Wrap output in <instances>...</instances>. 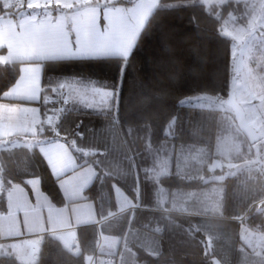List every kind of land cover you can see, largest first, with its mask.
<instances>
[{
    "label": "trees",
    "instance_id": "1",
    "mask_svg": "<svg viewBox=\"0 0 264 264\" xmlns=\"http://www.w3.org/2000/svg\"><path fill=\"white\" fill-rule=\"evenodd\" d=\"M181 1L191 0H159L128 57L118 59L114 82L87 77L85 81L94 87L116 91V97L105 105L88 112L66 108L61 104L58 82L69 77L54 68L71 64L47 67L43 71L38 102L41 122L37 136L45 142L66 144L77 161V168L84 164L94 167V179L84 189L82 200L94 202L99 219L116 212L115 187L134 203L132 210L105 221L99 228L118 237L127 227L147 230L157 236L159 253L156 256L139 245H131L137 262L232 264L241 258V226L244 230L264 234V170L256 169L255 177L248 171L255 169L256 155L262 149L246 141L231 110H209L183 105L182 101L199 96L225 101L231 88L232 55L231 40L220 34L221 26L228 15L233 16L235 25H246L252 16V7L245 1L234 0L209 6L175 4ZM100 2L92 0L86 4ZM129 3L114 0L103 4ZM5 11V15L14 12ZM89 61L81 64L91 63ZM19 73V63L0 64V101L15 85ZM71 80L78 82L79 79ZM54 89L59 92L57 103L51 102ZM53 109L58 115L54 124L48 126L47 119ZM80 118L110 122L111 131L114 128L120 138L125 137L128 147L137 156L147 151L139 140V136H146L143 139H147L149 150H156L158 157L170 158L171 174L152 180L151 185L141 174L130 180L102 175L95 163V159L103 156L101 153L84 155L70 144L71 138H78V121L73 119ZM227 136H231L237 149L227 159L235 167L210 169L212 159H226L214 152V147ZM219 175L226 176L215 180ZM35 176L42 192L55 206L65 204L56 180L35 147L12 146L9 142L0 145V208H5V195L11 186L20 184L28 189L26 180ZM212 186L221 194L219 213L200 212L199 207L210 204L204 192ZM169 194L179 199L174 206L168 201ZM103 195L108 201L105 213L98 201ZM160 196L167 200L157 201ZM238 218L241 220L237 221ZM214 224L220 237L232 242L225 249L221 250L220 244L211 238ZM76 234L80 246L77 255H70L52 235H40L33 264H87V260L97 254L98 227L95 224L80 226ZM0 264L23 263L13 257H0Z\"/></svg>",
    "mask_w": 264,
    "mask_h": 264
},
{
    "label": "rangeland",
    "instance_id": "2",
    "mask_svg": "<svg viewBox=\"0 0 264 264\" xmlns=\"http://www.w3.org/2000/svg\"><path fill=\"white\" fill-rule=\"evenodd\" d=\"M226 1L228 0H191L181 1L175 4L200 3L209 6L211 4L219 5ZM234 1H245L249 3L252 7V16L247 24L242 26L235 25L233 16L228 15L222 23L220 34L231 40V88L235 100L244 109L248 124L261 135V139L256 142V147L257 149H262V151L257 153L259 157L256 155L255 169L248 170L253 172V177H255L254 174H257L256 169L262 168L264 170V0ZM56 68L57 72L61 70L69 77V79H66V81L62 80L60 83H62L61 90L65 98L70 95L74 98L71 102V110L78 111L82 109V112H88V110L90 111V109H92L89 104L101 105L107 102L109 98H112V90H103L102 88L94 87L85 80L88 76H95V80L101 79L114 82L118 73L116 64L105 65L89 63L57 66L54 69ZM71 79L79 80L78 82L76 80L74 82ZM72 92H74V94ZM85 104L88 105L86 106ZM182 104L220 112L230 110L226 106L225 101L212 96L187 98L182 101ZM107 113L109 112L105 111V114ZM73 121H78L76 124L78 138L70 139L71 146L84 155L88 154L87 151L101 153L103 156L95 159V163L99 166L102 175H111L115 178L130 180L132 178L137 179L141 174L140 177L151 185L152 180L156 181L160 177L171 174L172 171L169 166L170 158L158 157L157 152H155L156 150L151 148L150 149L154 151L149 150L147 139H143V137L146 136H139V140L146 145L145 150L147 151L137 156V154L135 155L130 147H128V142L125 137L120 138L114 128L111 131L110 122L107 124L103 122V120L93 122L91 118L73 119ZM230 137L231 136H227L215 143L214 152L225 156L226 159H212L209 166L210 169L222 166L227 168L235 167L230 161H227V159L229 160L230 158L228 155L232 151H237ZM237 168H239V166ZM227 174L228 173H226V175ZM93 175L94 169L92 166L89 165L88 168H84L80 179L82 180V184L86 181L88 182L86 185H88ZM226 175L215 176L214 179L222 180ZM26 183L28 189L20 184L11 186L5 195V208L3 210L0 208V257H13L16 260H20V255L22 254V257L25 256L28 250H32L35 255L36 247L40 242V235L45 233L51 234L52 231L47 230L56 228L54 219L60 218L61 211H63L62 214L64 213V217L67 218L70 216L68 221L69 226H71L70 221L72 219L73 223L84 225L93 224L91 222L97 220L98 214L93 201L71 203L69 208L68 204L62 205L64 208L62 206H55L49 197L42 192L39 179L36 176L27 179ZM72 187L81 189V187L72 184L68 190L65 189L64 191L67 196L82 195V191L79 192ZM210 190L212 193L208 192ZM215 191L216 188L212 186L209 190L204 192L206 195L205 199L208 200L210 204L209 206L199 207L200 212L219 213L221 194ZM114 193L118 199H120V197L127 199L123 192L117 187L114 188ZM168 198H170L168 201L170 200L169 202L172 206L179 200L174 199L170 194ZM166 200L167 198L162 196L159 197V200L157 199V201L160 202ZM98 201L102 213H105L108 201L104 195L103 197L101 196ZM153 201L156 202V200ZM34 218L36 222H34ZM236 220H241V218ZM217 229L216 224H214L211 229L213 232L211 238L217 245L220 244L222 250L232 242L224 241L223 238L220 237L221 234ZM244 229L245 228L241 226L239 230V247L243 245V247H240L243 254V257H241V264H263L264 256L257 246L263 245L264 234L261 235L257 232ZM56 230L57 229H54V231ZM23 232L31 233L27 236L29 241L24 251H22L23 253L19 251L17 239L5 241L3 239L8 236L20 235ZM59 233L62 235V232H58L57 235ZM131 237L135 244L143 247L150 255H158L159 241L157 236L147 230L134 229V232L128 234L125 240L128 241ZM37 239H39L37 245L32 246ZM74 240L78 241L77 238ZM245 248L248 250H243ZM120 254L119 260L115 264H142L135 260L134 252L130 248H124L121 250ZM104 256H101L102 263L112 264V258L110 259L109 257L108 260H104ZM25 262L26 264H30L29 261Z\"/></svg>",
    "mask_w": 264,
    "mask_h": 264
},
{
    "label": "crops",
    "instance_id": "3",
    "mask_svg": "<svg viewBox=\"0 0 264 264\" xmlns=\"http://www.w3.org/2000/svg\"><path fill=\"white\" fill-rule=\"evenodd\" d=\"M90 1L92 0H25L22 8L14 11L12 15H5L7 14L5 11L6 1L0 0V11L3 12L0 14V64L16 62L20 67L15 85L4 93V99L0 101V145L9 142L12 146L35 147L56 180L68 208L71 203L87 201L82 200L83 191L93 181L95 169L91 164H84L77 168V161L72 151L63 142H45L38 138L37 133L41 122L38 102L41 99L43 71L47 67L54 68V65H78L84 63L85 60L105 65L117 64L118 61L120 62L118 59L124 60L130 54L151 12L159 2V0H125L130 1L126 5L103 4L114 0H98L101 2L86 4ZM79 4L81 7H77ZM97 30L98 34L106 39L100 44L93 41L86 42V35L96 34ZM97 46L109 47L113 51L109 54H93L91 50ZM125 52L127 55L124 54ZM58 53L60 55H57ZM58 84L61 89L62 83L58 82ZM23 91H27L30 95L25 97L14 94ZM60 93L61 104L66 108H71L73 96L65 98L62 90ZM72 93L74 94V92ZM115 97L116 91L113 92L111 99ZM109 99L101 105L108 103L111 100ZM101 105L89 104L93 110ZM12 108L27 117L19 128H14L10 124L15 122L20 115L18 112L8 111ZM87 153L91 152L87 151ZM89 165L94 169V175L88 185H86L88 183L86 181L82 184V180H80L82 171ZM72 184L81 187V189L72 187L79 192L82 191L81 196H67L64 192ZM115 202L117 206L115 213L102 219L97 217V220L91 222L98 227L99 238L97 254L87 260V264H103L101 256L104 255L113 256L114 260L111 262L115 264L119 260L121 250L124 248L132 250L131 245L135 244L132 237L128 241L125 240L128 234L134 232V229L127 227L118 237L103 232L99 228L105 221L134 208V203L128 198L120 197L118 199L115 196ZM62 212L60 218L54 219L56 228H50L47 231H52L50 235L58 239L64 246L77 238L76 229L84 224L73 223L72 219L71 226H69L70 216L66 218ZM54 229L57 230L54 231ZM58 232H62V235H57ZM30 234L23 232L20 235L8 236L3 239L4 241L17 239L19 251L23 253L22 251L29 241L27 236ZM38 240L32 246L37 245ZM257 247L264 255V243ZM243 250L247 251L248 249ZM240 251L239 253L243 257L241 248ZM34 257H36V252L34 255L32 250H28L25 256L22 257L21 254V259L17 261L23 264H26L25 261H29L30 264H33L36 260ZM234 262V264H241V258Z\"/></svg>",
    "mask_w": 264,
    "mask_h": 264
},
{
    "label": "water",
    "instance_id": "4",
    "mask_svg": "<svg viewBox=\"0 0 264 264\" xmlns=\"http://www.w3.org/2000/svg\"><path fill=\"white\" fill-rule=\"evenodd\" d=\"M226 106L231 110L235 124L249 144H255L261 139V135L257 133L247 122L244 109L236 102L233 90L230 88L227 98L225 99Z\"/></svg>",
    "mask_w": 264,
    "mask_h": 264
},
{
    "label": "built area",
    "instance_id": "5",
    "mask_svg": "<svg viewBox=\"0 0 264 264\" xmlns=\"http://www.w3.org/2000/svg\"><path fill=\"white\" fill-rule=\"evenodd\" d=\"M5 8L8 11H16L20 8L23 7L25 0H5ZM58 97H59V92L57 89H54L52 91L51 94V102L52 103H57L58 101ZM56 115H57V111L56 109H53L51 111V114L49 115L48 119H47V124L48 126H52L56 120ZM59 236H61V234H58ZM66 251L70 254V255H77L80 253V246L78 241L74 240V241H70L68 243H66L65 245ZM34 248V247H33ZM110 257L111 261L114 260L112 256H104L103 259L104 260H108Z\"/></svg>",
    "mask_w": 264,
    "mask_h": 264
},
{
    "label": "snow or ice",
    "instance_id": "6",
    "mask_svg": "<svg viewBox=\"0 0 264 264\" xmlns=\"http://www.w3.org/2000/svg\"><path fill=\"white\" fill-rule=\"evenodd\" d=\"M105 39H106V37L98 34V30H97L96 34H93L91 36L86 35V37H85L86 42L93 41V42H96L97 44H100ZM91 51L93 54H96V53L109 54L113 51V49H111L109 47H104V46H97V47L93 48ZM124 54L127 55V52H125ZM57 55H60V54L58 53ZM14 94L23 95L25 97H28L30 95L27 91H23L20 93H14ZM8 111L11 113H17L18 112L17 109H15V108H12L11 110H8ZM18 113L20 114L18 119L15 122L10 123L14 128H19L20 125L22 124V122L27 118L24 114H22L20 112H18ZM34 222H36L35 218H34Z\"/></svg>",
    "mask_w": 264,
    "mask_h": 264
}]
</instances>
